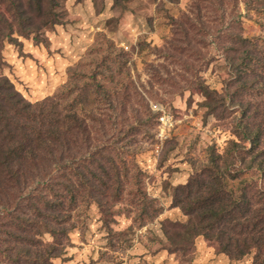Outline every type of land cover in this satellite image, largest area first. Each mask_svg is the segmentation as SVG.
Returning <instances> with one entry per match:
<instances>
[{"label": "rangeland", "instance_id": "374dc122", "mask_svg": "<svg viewBox=\"0 0 264 264\" xmlns=\"http://www.w3.org/2000/svg\"><path fill=\"white\" fill-rule=\"evenodd\" d=\"M63 12L44 43H6L0 74L31 101L70 86L63 101L77 99L91 143L117 160L127 187L112 214L92 204L75 215L66 254L53 264H254L255 252L233 260L203 236L191 245L177 237L188 219L174 191L211 146L223 152L235 138L237 103L219 119L201 92L225 94L235 35L264 52V0H63ZM139 184L152 217L132 205Z\"/></svg>", "mask_w": 264, "mask_h": 264}, {"label": "trees", "instance_id": "16d2710c", "mask_svg": "<svg viewBox=\"0 0 264 264\" xmlns=\"http://www.w3.org/2000/svg\"><path fill=\"white\" fill-rule=\"evenodd\" d=\"M63 17V0H0V70L6 43L20 46L18 37L44 43L45 30ZM234 39L225 94L208 88L201 94L210 114L224 119L231 101L242 118L226 149L211 146L207 163L176 187L174 204L188 219L177 237L191 245L203 236L233 260L255 252L254 264H264V52ZM71 90L31 101L0 74V264H53L65 256L81 209L96 204L112 214L126 192L117 160L91 143L77 99L63 101ZM253 94L262 101L248 100ZM152 204L139 184L133 207L152 217Z\"/></svg>", "mask_w": 264, "mask_h": 264}]
</instances>
